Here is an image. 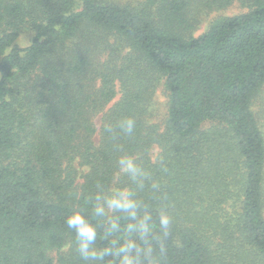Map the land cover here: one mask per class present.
<instances>
[{"label": "trees", "instance_id": "obj_1", "mask_svg": "<svg viewBox=\"0 0 264 264\" xmlns=\"http://www.w3.org/2000/svg\"><path fill=\"white\" fill-rule=\"evenodd\" d=\"M120 155L165 183L166 264H264V0H0V264H83L66 218Z\"/></svg>", "mask_w": 264, "mask_h": 264}, {"label": "clouds", "instance_id": "obj_2", "mask_svg": "<svg viewBox=\"0 0 264 264\" xmlns=\"http://www.w3.org/2000/svg\"><path fill=\"white\" fill-rule=\"evenodd\" d=\"M115 128L132 137L135 118L125 117ZM105 131L115 138L113 125L106 124ZM116 167L128 184L114 189L97 184L86 207L66 218L76 253L83 264H166L174 219L163 179L130 155H120Z\"/></svg>", "mask_w": 264, "mask_h": 264}, {"label": "rangeland", "instance_id": "obj_3", "mask_svg": "<svg viewBox=\"0 0 264 264\" xmlns=\"http://www.w3.org/2000/svg\"><path fill=\"white\" fill-rule=\"evenodd\" d=\"M237 12H239V9L237 8V7H231V8H229L228 10H226L225 11V13L224 14H235V13H237ZM206 26H207V23L205 22V23H203L202 25H201V27L199 28V30H197V32L195 33L196 35H199L200 33H202L205 29H206ZM29 43V40L28 39H21L20 41H19V44L20 45H27ZM158 100L160 101V103H162V104H165V102H166V98L164 97V95H159V97H158ZM259 105H261L262 106V100H260L259 102H257V104H256V107H259ZM261 115H262V113H261Z\"/></svg>", "mask_w": 264, "mask_h": 264}]
</instances>
